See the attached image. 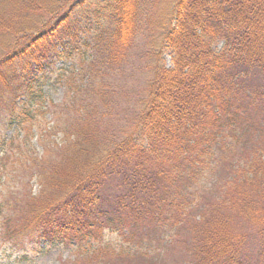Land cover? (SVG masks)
Here are the masks:
<instances>
[{
  "label": "trees",
  "instance_id": "16d2710c",
  "mask_svg": "<svg viewBox=\"0 0 264 264\" xmlns=\"http://www.w3.org/2000/svg\"><path fill=\"white\" fill-rule=\"evenodd\" d=\"M164 1L0 0L2 263L264 264V0Z\"/></svg>",
  "mask_w": 264,
  "mask_h": 264
},
{
  "label": "rangeland",
  "instance_id": "374dc122",
  "mask_svg": "<svg viewBox=\"0 0 264 264\" xmlns=\"http://www.w3.org/2000/svg\"><path fill=\"white\" fill-rule=\"evenodd\" d=\"M171 0H165L164 1V10L168 11L169 9V4ZM143 38V37H142ZM140 37L139 40H142ZM100 50L98 49H88L87 50V58H85L83 61H89L92 58H95V56L99 55ZM79 54H81V50L73 51L71 53V58L66 59V60H56L55 61V66H62V65H70L72 63V58H79ZM167 58L168 55L166 56ZM81 60L78 59L77 64L79 67L81 66ZM76 64V65H77ZM16 84L13 82L10 85H8L4 90L7 92L11 90ZM2 91V90H1ZM0 91V103L2 102L6 91H3L1 93ZM48 98H46L42 104L37 107V119L34 122L36 125L39 123H44L46 119L50 118V115L46 116L44 119V107L49 109L50 107L53 108L54 105H57L61 102L62 98L64 97L65 94V89L60 85H56V87H52L48 90ZM35 120V118L30 122L32 123ZM21 137V136H20ZM23 137V136H22ZM6 138H15V134H11L10 131L7 132ZM35 191H37L38 186L37 184L35 185ZM90 247L84 246L81 250L79 248L76 249H63V250H52L46 255H41V256H34L33 260L29 263L26 264H113L114 262H120L123 264H143L142 263V258L139 257H129V256H122V257H117L114 256L113 253L110 252H104V253H99L97 252L98 255L92 256L93 262L89 261V255L85 254L88 252H91L89 249ZM176 255L169 256L167 261L164 264H177V260H179V254L175 253ZM0 264H6L2 263L0 261ZM25 264V263H21Z\"/></svg>",
  "mask_w": 264,
  "mask_h": 264
}]
</instances>
